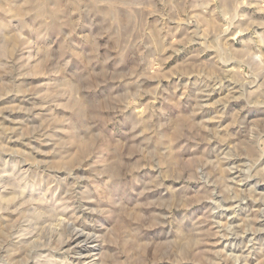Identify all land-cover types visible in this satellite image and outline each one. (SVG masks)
<instances>
[{
	"label": "clouds",
	"instance_id": "9594fccd",
	"mask_svg": "<svg viewBox=\"0 0 264 264\" xmlns=\"http://www.w3.org/2000/svg\"><path fill=\"white\" fill-rule=\"evenodd\" d=\"M0 264H264V0H0Z\"/></svg>",
	"mask_w": 264,
	"mask_h": 264
},
{
	"label": "rangeland",
	"instance_id": "374dc122",
	"mask_svg": "<svg viewBox=\"0 0 264 264\" xmlns=\"http://www.w3.org/2000/svg\"><path fill=\"white\" fill-rule=\"evenodd\" d=\"M14 115H17V116H19V115H22V114H14Z\"/></svg>",
	"mask_w": 264,
	"mask_h": 264
}]
</instances>
